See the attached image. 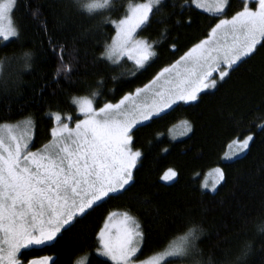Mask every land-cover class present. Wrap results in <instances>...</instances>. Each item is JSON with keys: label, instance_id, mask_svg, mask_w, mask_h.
<instances>
[{"label": "trees", "instance_id": "trees-1", "mask_svg": "<svg viewBox=\"0 0 264 264\" xmlns=\"http://www.w3.org/2000/svg\"><path fill=\"white\" fill-rule=\"evenodd\" d=\"M143 1L115 0L116 10L105 17L119 20L129 3ZM182 2L168 0L169 7L150 25L139 29L137 36L154 43L157 56L146 71H137L126 58L118 64L97 61L104 45L116 33L114 25L103 23L105 17H77L73 27L59 22L66 12L60 0H18L13 18L21 35L19 39L0 41V61L10 64L5 76L7 86L0 87V123H16L30 115L36 121L37 149L50 140L53 121L48 113L76 115L71 104L73 96L98 91L100 95L94 99L102 106L104 102L116 103L144 87L160 70L204 39L213 24L212 15L195 6H186L187 10L182 11ZM230 2L229 15L241 7V0ZM34 12L38 13L36 17ZM161 20L164 22H157ZM83 33H90L86 42L73 41V36ZM49 39L67 43L70 52L77 49L79 72L71 80L55 76L59 62ZM174 43L178 51L172 49ZM28 52L33 55L32 67L24 70L14 58ZM101 80L104 84L98 87ZM201 96L192 105H174L162 119L153 118L146 126H138L134 143L142 156L127 191L118 198L106 199L102 207L57 241L22 259L26 262L38 256H51L55 264H75L86 256L96 264V234L110 213L126 211L146 229L147 244L140 259L168 247L192 219L205 230L198 242L204 261L211 258L215 264L226 258L234 260L248 243L251 252L246 264H264V231H260L264 227V129L256 126L264 124V120L258 119L264 116V48L232 72L218 89ZM184 120L189 121L192 131L183 138H173L172 128ZM247 134L254 135L250 150L233 160H223L229 143L236 136ZM213 167H221L226 173L215 192L202 187L203 177ZM168 169L177 172L172 181L161 179Z\"/></svg>", "mask_w": 264, "mask_h": 264}, {"label": "snow or ice", "instance_id": "snow-or-ice-1", "mask_svg": "<svg viewBox=\"0 0 264 264\" xmlns=\"http://www.w3.org/2000/svg\"><path fill=\"white\" fill-rule=\"evenodd\" d=\"M60 2L66 12L59 22L73 27L77 17L96 19L116 10L115 0ZM17 5L18 0H0V41L19 39L21 35L13 19ZM171 6L176 7L175 3ZM186 6L202 8L212 15L213 24L206 37L135 93L124 95L117 103L104 102L102 106L94 99L100 95L98 91L73 96L71 104L77 114L48 113L53 121L50 140L36 150H32L36 121L30 115L16 123H0V264H55L51 256H38L26 262L22 257L57 241L97 207H102L106 199L118 198L128 190L142 156L134 143L138 126H146L153 118L162 119L173 105H192L201 100L202 93L218 89L232 72L264 48V0H241L240 9L231 15L230 0H211L210 6L207 0H183L181 10H187ZM167 7L168 0H144L129 3L126 14L119 20L105 17L103 23L114 25L116 35L110 44L104 45L97 61L118 64L127 56L137 71H146L157 56L155 45L136 39L135 34ZM37 15L33 13L34 17ZM44 30L48 31L47 21ZM89 35L83 33L72 39L86 42ZM48 43L59 62L55 76L71 80L79 72L77 49L70 52L67 43L52 39ZM172 49L178 51L175 43ZM14 59L24 70L32 67L30 52ZM8 67L10 64L0 61V87L7 86ZM103 84V80L97 82L98 87ZM258 119L264 120V116ZM183 124L185 134L192 131L188 121ZM256 126L264 129V124ZM253 141V134L236 136L224 159L246 153ZM213 171L218 177L211 189L215 192L226 173L220 167ZM176 177L177 172L168 169L161 179L172 181ZM202 187L208 188L207 183ZM204 235L202 224L189 219L182 234L163 253L141 260L147 244L145 226L129 212H112L96 234V264H213L211 258L207 261L202 258L198 242ZM250 252L251 244L246 243L234 260L226 258L215 264H246ZM75 264L93 262L83 258Z\"/></svg>", "mask_w": 264, "mask_h": 264}, {"label": "rangeland", "instance_id": "rangeland-1", "mask_svg": "<svg viewBox=\"0 0 264 264\" xmlns=\"http://www.w3.org/2000/svg\"><path fill=\"white\" fill-rule=\"evenodd\" d=\"M144 2V1H143ZM141 3V2H140ZM207 3L209 4V6L211 5V0H207ZM200 10H203L204 11V9H200ZM206 12V11H205ZM209 13V12H208ZM14 19V18H13ZM138 31H139V29L137 30V32H136V34H135V38L136 39H139V40H145V39H143V38H140V37H138L137 36V33H138ZM115 35H116V33H115ZM114 35V36H115ZM113 36V37H114ZM110 43H111V41H110ZM109 43V44H110ZM128 59L127 58V56H125V57H123V59ZM123 59H121V60H123ZM130 61H132V60H130ZM133 62V61H132ZM134 63V62H133ZM169 66V65H168ZM167 67V66H166ZM161 71V70H160ZM159 71V72H160ZM133 93H135V92H133ZM117 103V102H116ZM174 106V105H173ZM77 114V113H76ZM184 121H187V120H184ZM183 121V122H184ZM183 122H181L178 126H175V127H173L172 128V130H171V136L173 137V138H176V139H179V138H183V137H185V136H187L190 132H187L186 134H185V128H184V124H183ZM189 122V121H188ZM72 126H74V124L72 125ZM231 143V142H230ZM229 143V144H230ZM32 150H36L35 148H33ZM231 150L229 149V147H227V149H226V151H225V153H224V155H223V160H225V161H229V160H226V159H224V157H225V154L226 153H229ZM243 154H245V153H243ZM243 154H241L240 156H242ZM235 158H237V157H233L231 160H233V159H235ZM216 167H213V168H211V169H209L208 170V172L205 174V176L203 177V179H202V185L203 184H205V183H207V185H208V188H204V189H206V190H209V191H211V189H212V185H213V182L214 181H216L217 179H218V177H217V174L213 171L214 169H215ZM221 168V167H220ZM223 181H221L220 183H218L217 184V186H216V190H217V188H218V186L222 183ZM124 212H126V211H120V212H116V213H119V214H122V213H124ZM116 219H119V216H117L116 217ZM167 248V247H166ZM166 248L164 249V250H162V251H159V252H157V253H155V254H153V255H151V256H149L148 258H145V259H141V260H146V259H149V258H151V257H153V256H156V255H159V254H161V253H163L165 250H166ZM83 258H87L86 256H82V257H80L79 259H83ZM78 259V260H79ZM88 259V258H87Z\"/></svg>", "mask_w": 264, "mask_h": 264}, {"label": "water", "instance_id": "water-1", "mask_svg": "<svg viewBox=\"0 0 264 264\" xmlns=\"http://www.w3.org/2000/svg\"><path fill=\"white\" fill-rule=\"evenodd\" d=\"M54 260V259H53ZM50 264H51V262H50Z\"/></svg>", "mask_w": 264, "mask_h": 264}]
</instances>
